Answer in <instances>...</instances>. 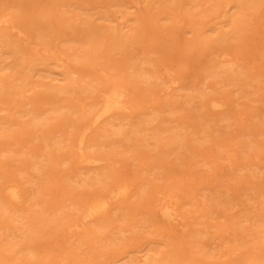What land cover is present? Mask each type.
Listing matches in <instances>:
<instances>
[{
	"label": "rangeland",
	"instance_id": "374dc122",
	"mask_svg": "<svg viewBox=\"0 0 264 264\" xmlns=\"http://www.w3.org/2000/svg\"><path fill=\"white\" fill-rule=\"evenodd\" d=\"M58 1L65 4L61 12L51 9L52 5ZM116 1L0 0V8L10 11L13 20L23 31L32 35L40 31L44 34L36 52L25 46L23 44L25 42L17 39L15 35H9L12 45L17 49L14 56L6 45L0 46V51L7 53L2 57L0 76L12 80L10 88L12 85H14L13 88H17L16 93H8L11 97L3 94L0 103H19L21 101L22 104L25 101H30L33 105L40 103L49 107L61 103L72 105L69 110L62 109L59 113L52 114V118L44 121L39 127L38 125L33 127L27 125L22 130L12 131L8 135L0 134V148L11 150V152L8 150L0 152V186L8 176L20 182L21 188L24 189L23 193L28 198L30 194H35L33 198H29L28 202L24 203L23 207L26 211L33 207L29 206L30 203L38 201L37 205L34 204L35 211H29L27 219H25L26 221H36L35 227L30 232L22 233L25 226L12 220L15 217L16 207H20L22 204L5 205L4 203L3 205L1 201H4V198L0 192V264H45V262H49L45 260L46 258L49 260L63 259L66 264H144L148 257H156L158 261L165 264H239L242 256L246 253L250 254L251 252L252 256L264 257V250L257 247L260 244L262 247L264 246V214L254 207L259 198H256L253 188H251L253 184L257 186L262 183L260 186L264 189V178L260 180L264 175V169L261 174L260 172L259 175L257 174V177H253L251 183H247L251 187H245L246 183L239 185L235 181L240 179L242 174H237L240 176L236 178V174L233 175L234 177L228 175L231 178L227 176V173L232 170L231 174L236 172L232 166L230 168L225 165L227 172L224 169L221 171L222 167L214 164L215 168L213 167V169L218 173L214 172L218 175H214L211 171L212 166L211 169L201 163L196 166L200 161L197 163L196 160L191 161L192 157L188 156L190 155L189 151L185 149L182 151L183 148L179 149V118L183 116L182 125L188 126L186 129L191 130L192 124L201 122L197 119L200 115L212 116L210 122H216L215 118L218 115H210V110L203 114L205 109L198 108L196 102H184L183 99L187 98L186 94L191 91L188 89L179 90V81L166 88L165 79L161 81L156 77H151L147 81L144 78L131 80L130 76L135 66L146 56L149 60L141 65L150 69L153 75L158 74L162 68H169L172 75L179 77L180 73L182 77L180 83L185 86L210 83L217 87L220 93L225 90L227 95L222 94L229 99L228 112L242 111L247 115L253 105L256 108L262 105L263 109L264 88H260V86L264 85V75L262 74L264 69V0H253L254 3L251 2V7L248 5L247 8L250 9H247V13L245 11L244 23L235 34V38H230L227 42H221L218 39H211L212 42L205 40L204 47H199L194 41H186L189 34L190 38L193 35L192 31L191 33L185 31L186 26H196L194 22L190 24V20H198L199 17L198 21L201 22H204L206 18L211 19V16V21L216 20L217 18L213 16L216 14L217 3L221 0H207L198 4L196 6L198 9L190 6V11L196 8L193 11L195 17L191 16L190 20L183 21L179 19V0H150L147 7H143L145 2L123 0L131 7L126 8L127 13L125 11L121 15L118 9H123V7L116 5ZM184 1L187 6L196 2V0ZM215 3L217 5L214 6ZM200 7L204 10H199ZM229 10L231 11L232 8ZM144 11L151 15L154 12L155 15L149 19ZM165 11L168 13L165 14ZM183 13L182 15H185L188 11L183 10ZM197 13L199 16L195 15ZM161 16H165V18H160ZM127 17L133 19L139 17V25L142 28L141 36L136 38L126 31L121 36H117L113 32L115 34L112 38H108L107 35H102L101 38L97 37L94 40L95 50L81 61H75L73 50L69 49L71 53L69 61L64 66L75 72L71 74L74 83L71 91H58L57 86L64 81L57 80L59 77L57 72H62L64 66L53 56L59 55L63 50L62 39L70 36L80 37L81 29L87 25L103 27L104 30L111 31L116 21L124 20ZM129 22L132 21L129 20ZM41 23H48V26L42 28ZM29 40L33 41L32 37ZM43 48L46 51H43ZM220 48L227 49L230 53L229 57L232 55L231 59L239 63L237 72L231 73L234 76L237 73L239 77L235 78L238 79L229 81L223 78V73L217 76L207 75V65L212 63L214 52L218 53L217 50ZM3 65L5 67H2ZM101 67L106 68L109 74L120 78L131 89L132 110L128 112L129 117L119 122L123 123L122 133L104 134V130L108 126H104L102 121L87 135V145H93L92 148H87V151L95 152L96 155L104 158L103 163L95 165V167L78 165L75 163L74 148L70 139L74 128L80 122V107L86 101L90 102L94 98V93L87 89L86 84L89 80L94 82L102 79L98 76L97 71ZM243 76L245 77L242 78ZM251 77L256 79H251ZM242 79L248 82V85L241 84ZM205 89L207 92L212 91L209 88ZM22 90L26 91L21 94ZM200 98L201 96H197L195 99L199 100ZM233 100L239 102L234 103ZM179 106L182 107L181 110H179ZM153 108L160 111L159 115L151 122L146 123L145 113ZM259 117L263 119L264 113L261 112ZM259 120L252 119L253 122H257L253 125L254 129L251 130L255 136H249L264 140V132L260 135L256 134L259 130H264V119L262 122ZM249 121L251 122V120ZM133 124H137L141 129L130 134L131 138H127L125 133L131 130ZM215 124L217 125V123ZM143 126L147 128L155 126L165 130L160 135L143 138V132H147L142 129ZM234 126L238 127L236 124ZM232 132L235 134L234 130ZM141 137L142 140H140ZM184 139L190 140L187 136ZM192 144H196L195 148H199L197 143ZM22 145L24 147H21ZM21 149L29 151L30 154L41 152L48 159L42 162L43 165L33 167L28 164L25 156L19 154ZM13 153L17 155H13ZM179 156L183 157V161H191L192 166L191 163L189 165L181 163ZM109 159L116 164L108 163ZM225 163L220 165L224 166ZM186 166L197 170V172L195 171L197 177L193 170H189L195 177L192 176L194 184L187 185V181H190L191 177L183 174ZM89 167L90 169H88ZM204 167L206 168L205 172L211 171L216 179L219 174L221 175L225 171V174L222 175H226L227 178L224 179L230 180V184L232 182L227 186L228 181L221 180L222 175L221 179L219 177L220 183L223 181L222 187H224L221 189L226 199L217 203V206L203 199L206 198L204 196L207 192L209 194H206L207 198L211 199L209 196L213 194L209 190L212 188H218L221 191L219 188L221 184L219 185L218 180L215 181L214 177H211L212 181H215L214 184L212 183L213 185L208 181L211 179V174L208 175L209 172L205 174ZM19 169H24V171L19 173ZM149 170L150 172H147ZM202 171L208 176H202ZM179 175L180 177L183 175V179L188 177L185 182L186 186L182 183V179L179 180ZM151 177H154L152 181L159 184L161 192H173L178 196L177 209L179 207V187L184 185L180 188L183 192L180 193L181 195L185 193L183 195L185 196L189 192V194H193L194 190L196 191L195 188H198L202 181L198 188L199 194L196 191L195 193L198 195H193H196L198 201L204 203L199 202L198 204L206 206L207 211L205 207L204 209L208 214L205 215L206 217L195 216V219L200 223H191L190 226L194 230L202 229L203 233H199L197 230V232L189 231L188 234L182 235L179 234L178 226L175 227V225L159 220L155 215L153 217L148 209H150L152 199L154 200L161 193L151 192L150 187L147 188L148 192L143 197L131 198V196L126 201L112 202L111 207L115 208H111L108 214L103 217L107 219V225L103 229H93L95 223L102 221V218L84 224L83 227H86L87 231H91L86 235L82 230L75 231L64 228L67 219L78 213L80 208L78 206L83 200L92 192L97 193V191L104 190V186L112 180H131L132 185H135L138 190L139 184L143 181L151 184ZM201 177L207 180L204 178L202 180ZM196 178L198 179L195 180ZM204 181L210 183L209 190L206 188L209 184L204 185ZM243 181L241 180V182ZM196 182L198 185L195 187ZM224 183L227 188L232 185L234 187L237 185L238 188L242 187L239 188L240 192L238 188L235 189L237 190L235 192L238 193L236 194L232 191L234 187L227 190ZM192 186L194 189H190ZM102 187L103 189H101ZM205 188L207 190H204ZM201 191L202 195H200ZM262 193L264 194V192ZM253 199L256 201L254 202ZM193 202L197 201L193 200ZM120 203L122 208L117 209V204L120 205ZM4 207L6 210L3 209ZM210 207L216 208L215 211L209 212L208 208ZM213 210L211 208L210 211ZM210 214L211 216L207 217ZM213 215L218 216L212 217ZM36 216L41 218L35 219ZM193 218L191 215L188 220ZM261 221H263L262 226H260ZM210 223L213 224L210 225ZM220 223L229 225V228L226 229L227 232L223 233L224 226H221Z\"/></svg>",
	"mask_w": 264,
	"mask_h": 264
},
{
	"label": "bare ground",
	"instance_id": "6f19581e",
	"mask_svg": "<svg viewBox=\"0 0 264 264\" xmlns=\"http://www.w3.org/2000/svg\"><path fill=\"white\" fill-rule=\"evenodd\" d=\"M138 1L145 2V5H143V7H147L150 2V0H143V1L138 0ZM179 1H180L179 2V15H180L179 19L180 21L181 20L183 21L187 19L190 20L191 16L195 17L193 14V11H195V9L197 8L196 6L198 4L200 5L204 3L207 0H196V2L193 5L191 4L189 6L185 4L186 1L184 2L183 0H179ZM251 2L254 3L253 0H221L219 3H217L218 5L215 3L214 6L217 5L215 8L216 14L213 17H216L217 19L211 21L212 19V16H211V19L209 18L211 22L207 18L205 21L203 20L204 22L198 21L200 17L198 20H193V19L190 20V24L194 22L197 27L194 24L193 25L195 27L192 25L189 27L186 26L187 28L185 27L186 32L190 31L191 33L192 31V34H193L192 38H190V34H189L188 40H186V37H185V40L189 42L194 41V43H196V45H198L199 47L203 46L205 40L211 41V39H214V40L218 39V41L227 42L228 39L230 40V38H233L235 34H237V32L240 30V28H242V25L244 23L243 16L245 15V11L247 13L248 5L249 7H251L252 5ZM115 3L116 5H119V7H123V9L122 8L118 9L120 12V15L126 11V8L131 7V5H127L126 2L123 0H117ZM63 5L65 4H62L61 1H58L52 5L51 9H53L55 12H61L63 11V7H64ZM190 6L196 7V8L190 11ZM211 7H213V5H211ZM230 8H232L231 11L229 10ZM183 10L188 11V13L185 15H182ZM199 10H204V9L200 7ZM144 12L146 13V16L149 19L155 15L153 14L154 12L152 13V15L150 13H147L146 11ZM166 13H168V11H165V14ZM198 14L199 13L195 15L199 16ZM201 15L203 16L204 14H201ZM12 16L13 15L10 11H8L5 8H0V46L6 45L9 49V52H11L14 56L17 53V49L15 46L12 45L9 35H15L17 39L25 42L23 43L25 44V46H27L33 52H36L38 50L39 41H42V37L44 36V34L40 31L36 33L35 35H32L29 32L23 31L22 28L18 24H16V22L13 20ZM163 17L165 18V16H161L160 18H163ZM132 19L133 18L131 17H127L124 20L116 21L115 26L113 27L111 31H106L103 29V27H97V26L91 27L87 25L85 28L81 29L80 37L77 38L74 36H70L69 38L62 39L63 40L62 45L64 46V48L62 47L63 50L59 53V55H54L53 57L55 59H58V61H61V64L64 66V64L67 61H69V56L71 54L69 52V49L73 50L72 54L74 55L75 61L85 60L89 56V54L95 50V47H96V44L94 41L95 38L97 37L101 38L100 36L102 35L103 36L107 35L108 38H112V36L115 33L117 36H121V35H124L126 31H128L131 35L138 38L139 36H141L140 31L142 30L141 26L139 25V17L133 20ZM129 20L132 21L133 24L132 22H129ZM47 26H48V23H41L42 28H45ZM31 37L33 41L29 40L31 39ZM43 51H46V49L43 48ZM217 51L218 53L214 52V57L212 59L213 61L209 59L212 61V63H209V65H207V75L217 76L220 73H223V78L228 79L229 81L231 79H238V78H235L238 76L237 73H236L237 75L235 74V76L231 75V73L237 72L239 63L235 61L234 59H231L232 55L231 57H229L230 53L228 52L227 49L220 48ZM6 55H7L6 52L0 51V64L2 61V57ZM146 60H149V59H147L146 56H144L141 59V61H139L137 66H135L134 70L130 74V76L132 77L131 80H138V78H141V79L144 78L145 81H147L151 77H156L160 79L161 81L165 79L164 84L166 88L169 87V85L178 83L179 81V90L188 89L191 91V93L186 94L187 98L183 99L184 102H187V103L196 102L197 103L196 106L198 108L203 107L205 109L203 110V114L205 113V111L210 110L211 111L210 115H213V114L215 116L218 115L215 118L216 122H210L212 120L211 118L212 116L207 117L204 115H200V117H198L197 119H199L201 122L199 124H196V123L192 124L190 126L192 128L191 130L186 129L188 126L182 125V122L184 121H182L183 116H181L179 118V149L183 148L182 151H184V149L189 151L190 155L188 156L192 157L191 161L196 160L195 161L196 163L197 161H200L198 162V165L196 166H199V163L203 164L206 168L209 167V169H211L210 167L212 166L211 171L214 173V175L218 173L215 169H213L214 164L218 165V167L221 166L222 167L221 171L223 169L227 171L226 170L227 168L225 165H228L230 168L233 167L234 170H236V172L238 173L233 172V174H231L233 170L232 171L229 170L230 172L227 171L229 173V174L227 173V176L228 175L233 176L234 174H236V176L234 175L236 178L242 174L240 179L235 180L237 184L242 185V183H246L245 187H248V186L251 187V185H247V183H251V181L253 180V177L254 176L257 177V174L259 172L261 174L263 172L262 170L264 169V162H263L264 140L249 136V135L255 136V133H253L251 130L254 129L253 125L257 122H253L252 119L253 118L257 120L260 119L261 122L264 119V118L261 119V117H259L261 112L264 113V108L262 109L261 107L262 105L259 108H256V106L254 105L251 106V109H249L250 113L247 114L250 117H248L246 114H243L242 111L241 112L238 111L236 113L228 112V109H229L228 106H230L229 105L230 102H229V99L224 96V94L227 95V93L224 92L225 90L224 91L222 90L223 92L220 93V91L217 90V87H214L213 84H210V83H207V84L202 83L201 85L185 86L184 84L180 83V79L182 78L180 76V73H179V77L172 75L169 68H166V69L162 68L160 72H158V74L153 75L150 69L141 65L142 63H146ZM2 67H5V66L3 65ZM104 67H107V66H104ZM97 71H98V76L101 77L102 79L96 80L94 82H90L89 80V82H87L86 84V86L88 87L87 89H89L92 93H94V98L91 99L92 101L90 100V102L86 101V103L84 104L86 105L85 107L84 105L80 107V113H79L80 122L77 123L76 127L74 128V131L72 132V136L70 139V142L74 148L73 154L75 156V163H77L78 165H88V166H93V167H95V165H101L104 161V158L100 157L99 155H96L95 152L91 153L90 151L89 152L87 151L88 150L87 148L93 147L92 144L87 145V135L94 128H96L97 125L102 121L104 122L102 123L104 124V126L106 127L108 126L104 130V134L109 133V132L122 133L123 123L120 124L119 122L129 117L128 112H131L132 110V102L130 100L131 89L128 87V85L125 82H123L120 78L113 76L112 74H109L106 71V68L101 67ZM73 73L75 72H73L72 70H69L67 66L63 67L62 72H57V74L59 75L57 80L64 81V83L57 86L56 89L58 91H65V92L71 91L72 84L74 83V78L71 75ZM262 74L264 75V69L262 70ZM245 76H243L242 78H244ZM251 79H256V78L251 77ZM11 81H12L11 79L0 76V99H2L3 94H7V96L11 97L10 94L16 93L17 88H13L14 85H12L11 88L9 87ZM242 83H246L248 85V82L244 81V79H242L241 84ZM205 88H209L212 91L207 92ZM237 88L239 89V87ZM260 88H264V85L260 86ZM25 91L26 90H22L21 94H23ZM197 96H201V98L199 100H196L195 98ZM256 99H259V98H256ZM233 102L236 103L239 101L233 100ZM71 106H72L71 104H67V103H61V104H58L57 106L49 107V106H45L44 104H40V103L33 105L32 103H30V101H25L22 104H21V101L19 103L17 102L7 103L6 102V104L2 102L0 103V134L8 135L12 131L16 132V131L22 130L27 125H30L32 127L38 125L39 127L40 124L44 123V121L52 118L53 116L52 114L59 113L60 110L62 109L69 110ZM181 109L182 107L179 106V110ZM159 112L160 111L157 108H153L150 111L146 112L145 113L146 117L144 119L145 122L149 123L152 120H154L159 115ZM249 120H251V122ZM215 123H217V125ZM234 124L238 125V127L236 128ZM247 128H250V129H247ZM140 129L137 124H133L131 130L125 133V136L127 138H131L130 134L136 133V131ZM142 129L147 131V132H143V135H142L143 138H145L146 136L152 137L155 135H160L165 130V129H162L160 127H155V126L151 128H147L143 126ZM232 130L235 131V134L232 132ZM263 132L264 130L262 131L259 130L258 132H256V134L260 135V134H263ZM186 136L190 139L189 140L190 142L186 141L187 138L184 139ZM169 138H171L170 135H169ZM235 138L236 140H233ZM183 139H184V142H183ZM140 140H142V137L140 138ZM56 142L58 141L56 140ZM192 143L194 144L197 143L199 145V148L197 147L195 148L196 144L193 145ZM206 143H209V144H206ZM21 147H24V146L22 145ZM5 150H8V152H11V150L9 149L0 148V152L5 151ZM19 154L25 156L24 158H27L28 164H31L33 167H39V165H43L42 162L48 159V157H46L41 152H32L30 154L29 151L24 150V149H21ZM13 155H17V154L13 153ZM183 157L179 156V160L181 161V163H184V165H187V164L189 165L191 163V166H192V162L188 160L189 163H186L188 161L187 160L183 161L182 160ZM221 159H223L224 161ZM219 160L220 162L221 161L222 162L221 163L218 162ZM112 162L113 164H116V162L110 159L108 160V163H112ZM225 162H227L228 164H226ZM222 163H225L224 164L225 168H223L224 167L223 165H220ZM187 167L188 166H186V169H184V171L185 170L186 171L185 173L183 171V174L185 175L187 174L189 178L191 177L190 178L191 182L187 181L188 183L187 185L189 184L191 185V183L192 184L195 183L193 177L195 173L197 172V170H193V169L194 168L197 169V167H195V165H193L194 167L193 169H190ZM206 168L204 169V172ZM88 169H90V167ZM189 170H193L194 175L191 172H189ZM217 170L220 171L219 168H217ZM23 171L24 169H19V173H22ZM211 171L208 170L209 172L208 175L211 174ZM214 171H216L217 173ZM147 172H150V170ZM208 172L206 171L205 174ZM224 172L221 173V175L225 174ZM188 173L189 174L191 173L192 175L191 174L189 175ZM213 173L211 174L210 178L214 177ZM205 174L203 173L202 176ZM237 174H240V175H237ZM180 175H179V180L182 179L181 180L182 183H184V185L186 186L185 182L188 177L186 176V178L184 177L185 179H183V175L182 177H180ZM196 175L195 177H197ZM208 175H205V176H208ZM221 175L219 174V176H217L218 177L217 179L215 177L214 179L213 178L210 179L209 177H207L210 179L208 181L211 184L212 183L214 184L215 181L218 180L217 182L219 183V185L221 184V186H219L221 191H219L218 188H212V190H209L210 183H208V181H204V185L206 184L207 186L209 184V186H207L206 188L207 189L209 188L208 190L212 191L213 195L209 196L211 199H208L206 194L207 195L209 194L208 192L207 193L205 192L206 194L204 193L205 194L204 197L206 198H203V199H205V201H209L214 206H217V203L223 202L226 199V196H224L222 189H221L223 185L222 182L225 180V182L228 181L227 186L230 184L229 183L230 180L224 179V178H227V176L225 175L226 176L225 177L224 175H222L223 177L222 178L220 177ZM6 177H7L6 180L3 181L0 186V192L5 201V202L4 201H1V202L3 205L4 203L5 205L22 204L20 207H16V213L14 214L15 217H13L12 220L19 222L21 226H25L24 230L21 231L22 233L26 231L30 232L31 230L34 229L36 221L34 220L26 221L25 219H27V214L29 211H35L34 204L37 205L38 201L35 200L33 201V203H30L29 206H33V207L28 209L27 211L26 209H24L23 206H24V203L28 202L29 198H33L35 194L33 193L30 194L28 198L27 195L23 193L24 189L21 188L20 182L17 179H12V178H9L8 176ZM219 177L220 179L222 178L221 180H223L221 181V183L219 181ZM202 178L204 177H201V179ZM262 178H264V175L263 177L260 178V180ZM197 179L198 178H196L195 180ZM212 179L215 181L213 182ZM152 180H154V177H151V181H150L152 182L151 184H148V182L146 183L145 181L141 182L139 184L138 190L135 185H132L131 180H126V179L112 180L109 184L104 186L105 188L104 190H101V192L97 191V193L92 192L91 195L88 194L89 196L86 199H84L83 202L78 206V208L80 207L78 210V213L75 216H71L70 218L67 219V221L64 224V228L66 230H71V229L75 231L82 230L83 233L86 235L87 233L91 231H87L86 227H83L84 224L86 222H92L95 219L102 218V221H98L96 223L94 222L95 225L93 229L94 228L103 229L107 225L106 223L107 219L103 217H105L108 214L111 208H115V207H111L112 202H116L119 200L126 201L127 199L129 200L131 196H132L131 198L143 197L148 192L147 188L150 187L151 192H155L156 194L157 193L159 194V192L161 193L160 195H157V198H155L154 200L152 199L150 209H148L150 210V213L151 215H153V217L155 215L157 218H159V220L165 221L170 225H175V227L178 226L179 234H182V235L188 234L189 231L197 232V230L199 231V233L201 232L203 233L204 231L202 229L194 230V228L190 226L191 223L193 224L200 223L197 219H195V216L197 217L199 215V216L206 217L205 215L208 214L206 213L207 211L206 206H204L206 209L205 211L203 205H201L204 203L202 201L201 202L198 201L197 200L198 198H196V195L199 194L198 188L201 186L202 181L200 182L199 184L200 186H198V188L196 187L198 183L196 182L195 184V187H196L195 189L198 194H196L195 193L196 191L194 190L193 194H196V195L189 194L190 193L189 192L185 196H183L185 193L183 195L180 194L182 192L180 188H182L184 185H182L179 182L182 185V187H179V207L177 209L176 205L178 203V196L174 194L173 192H161L159 184L155 183ZM155 180H156V176H155ZM204 180H207V179L204 178ZM241 180H244V181L241 182ZM254 182H256V180H254ZM234 184L236 185V183ZM260 185L258 184L257 186H255L253 184L251 188H253L252 190L254 191L256 198H259L258 199L259 201L257 202V204L254 205V207L261 210L262 211L261 213L264 214V194L262 193L264 192V189L261 188L262 185L261 186ZM227 186L225 185V188H227ZM236 186L235 187L234 185L229 186L227 190L234 187L232 191L238 194L237 192H235L237 191L235 189L238 188V186L237 187ZM193 187L194 186H192V188L190 189H194ZM215 187H216V184H215ZM241 187L242 186H240L239 188ZM206 188L204 190H207ZM239 188H238V191H239ZM101 189H103V187ZM202 191L200 195L203 194ZM192 196L193 197L195 196L194 197L195 199ZM193 200L194 201L196 200L197 202H193ZM253 201L255 202L256 200L253 199ZM199 202L201 203L200 205L198 204ZM210 203H208L209 206H211ZM121 205H122L121 203L120 205L117 204L118 206L117 209H121L122 208ZM211 208L212 210L213 209L214 210L210 211ZM3 209L6 210L5 207ZM208 209H209V212H214L216 208L210 207ZM12 213H14V211H12ZM191 215L194 218L192 220H188L189 217L191 218ZM214 215L212 217L218 216V215L216 216ZM210 216L211 214L208 215L207 217H210ZM34 218L36 219V218H41V217L36 216ZM263 220H264V217H263ZM212 224L213 223H210V225ZM220 225L224 226V228L222 229L223 233L227 232L226 229L229 228V225L227 223H220ZM262 225H263V221H261L260 226ZM21 226H19V228H21ZM257 247L260 248V250L261 249L264 250V246L262 247V244L258 245ZM28 249L29 251H31L30 248ZM44 259L42 260L43 262L45 260L49 261V262H45V264H66L63 259H55V260H51V259L49 260L47 258L45 260ZM241 259L242 260L239 264H264V257L256 256V255L252 256L251 252L250 254L249 253L244 254ZM144 264H165V263L158 261V258L156 257H148L147 260L144 261Z\"/></svg>",
	"mask_w": 264,
	"mask_h": 264
}]
</instances>
